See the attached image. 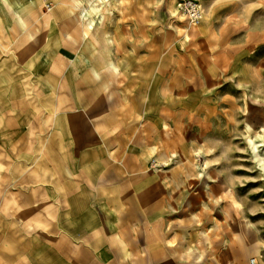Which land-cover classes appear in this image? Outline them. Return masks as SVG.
Returning a JSON list of instances; mask_svg holds the SVG:
<instances>
[{"label":"rangeland","instance_id":"1","mask_svg":"<svg viewBox=\"0 0 264 264\" xmlns=\"http://www.w3.org/2000/svg\"><path fill=\"white\" fill-rule=\"evenodd\" d=\"M181 1L0 0V264H264V0Z\"/></svg>","mask_w":264,"mask_h":264},{"label":"built area","instance_id":"2","mask_svg":"<svg viewBox=\"0 0 264 264\" xmlns=\"http://www.w3.org/2000/svg\"><path fill=\"white\" fill-rule=\"evenodd\" d=\"M46 10L51 7V0H44ZM179 10L187 17L193 26H198L203 19V9L197 0H182L178 5Z\"/></svg>","mask_w":264,"mask_h":264},{"label":"bare ground","instance_id":"3","mask_svg":"<svg viewBox=\"0 0 264 264\" xmlns=\"http://www.w3.org/2000/svg\"><path fill=\"white\" fill-rule=\"evenodd\" d=\"M92 1L93 0H88V2L89 3H92ZM94 3V2H93ZM147 3V2H146ZM102 5V4H101ZM142 11V10H141ZM143 13V12H142ZM178 17V16H177ZM174 18V17H173ZM202 20H204V19H202ZM166 21V20H165ZM174 21H175V19H174ZM167 23V22H166ZM189 23V22H188ZM166 27V26H165ZM179 28V27H178ZM2 29V28H1ZM172 33V32H171ZM173 35V34H172ZM185 35V34H184ZM174 37V36H173ZM170 38V37H169ZM178 38V37H177ZM168 39V38H167ZM166 39V40H167ZM179 41H181V40H179ZM4 43H7V42H4ZM12 43V42H11ZM168 43V42H167ZM10 44V43H9ZM169 44V43H168ZM226 44V43H225ZM186 45V44H185ZM224 46V45H223ZM10 47V46H9ZM15 47V46H14ZM209 47V46H208ZM218 47V46H217ZM217 47H214V48H217ZM227 48V47H226ZM184 49V48H183ZM225 49V48H224ZM17 50V49H16ZM210 50V49H209ZM214 51V50H213ZM228 51V50H227ZM6 52V51H5ZM4 52V53H5ZM11 53V52H10ZM181 53V52H180ZM7 54V53H6ZM167 55V54H166ZM165 55V56H166ZM167 58V57H166ZM170 58V57H169ZM195 58V57H194ZM178 59V58H177ZM200 60V59H199ZM164 61H165V59H164ZM166 62V61H165ZM168 62V61H167ZM200 62V61H199ZM204 65V64H203ZM231 68V67H230ZM234 68V67H233ZM200 70V69H199ZM206 71V70H205ZM218 71V70H217ZM203 72V71H202ZM183 75V74H182ZM208 80V79H207ZM212 81V80H211ZM211 86V85H210ZM193 95H195V94H193ZM198 96V95H197ZM198 98V97H197ZM188 104V103H187ZM201 104V103H200ZM197 105V104H196ZM181 108V107H180ZM194 108V107H193ZM182 109V108H181ZM198 111V110H197ZM11 146V145H10ZM229 198V197H228ZM231 198V197H230ZM232 202V201H231ZM237 208V207H236ZM241 223V222H240ZM241 230V229H240ZM242 232V231H241ZM253 232V231H252ZM249 237V236H248ZM249 242V241H248ZM254 243V242H253Z\"/></svg>","mask_w":264,"mask_h":264},{"label":"crops","instance_id":"4","mask_svg":"<svg viewBox=\"0 0 264 264\" xmlns=\"http://www.w3.org/2000/svg\"><path fill=\"white\" fill-rule=\"evenodd\" d=\"M71 1L78 2V1H80V0H71ZM59 3L62 4V5H66L65 2H63V0H59Z\"/></svg>","mask_w":264,"mask_h":264}]
</instances>
